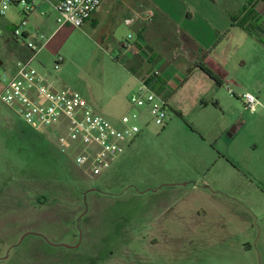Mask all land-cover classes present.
Returning a JSON list of instances; mask_svg holds the SVG:
<instances>
[{"label": "rangeland", "instance_id": "374dc122", "mask_svg": "<svg viewBox=\"0 0 264 264\" xmlns=\"http://www.w3.org/2000/svg\"><path fill=\"white\" fill-rule=\"evenodd\" d=\"M131 33L123 25L106 42L67 27L32 67L118 127L137 88L117 61L120 42L136 41ZM2 38L4 67L11 57ZM259 68L246 64L228 87L200 69L183 91L168 86L167 124L144 128L99 177L0 101V264H264V100L256 112L243 100L259 89L264 97ZM232 214L251 216V232ZM11 223L39 235L4 234Z\"/></svg>", "mask_w": 264, "mask_h": 264}, {"label": "crops", "instance_id": "0c3cea01", "mask_svg": "<svg viewBox=\"0 0 264 264\" xmlns=\"http://www.w3.org/2000/svg\"><path fill=\"white\" fill-rule=\"evenodd\" d=\"M60 1L37 0L34 11L26 16L28 23L23 41L43 46L35 58L54 36L67 27L73 28L55 25L56 14L52 5ZM228 1L100 0L98 10L81 29L89 32L90 37L98 36L100 41H114L119 28L126 25L125 20L137 14L141 17L142 11L152 10L154 15L150 23L136 19L128 26L133 37H136V41H132L136 52L134 54L125 52L120 42L117 61L132 74V83L136 85L140 80H148V75L152 71H158L156 82L161 86L158 94L166 103L173 105L172 96L166 92V88L176 85L178 87L176 94L183 91L189 81L188 78L196 74L200 64L209 68L221 79L220 86L214 84L218 88L228 87L229 84L240 81L246 64H255L256 68L260 67L259 69L264 67V4L261 3L264 0H244L242 3L230 0L231 8L225 9L224 4H229ZM20 8L12 5L5 15L0 17L2 41L11 57L4 67L0 64L2 71L13 72L14 60H24L31 53L16 40V44L21 49L19 56L11 52L8 47V42L14 41L12 31L24 19ZM44 13L47 14L43 15ZM40 32L48 34L44 42H41L44 38L43 35H39ZM137 40L141 42L140 45ZM233 51L238 52L240 60L228 59L229 52ZM227 91L230 92L229 89ZM248 94L257 99L260 104L257 107L263 106L264 97L260 89L257 96ZM218 106L219 103H215V107ZM179 114L181 115V111ZM236 130L238 129L234 128V131ZM130 151L129 146L112 167L125 160ZM232 216L241 221L244 230L251 232L253 228L251 216H235V214ZM4 234L39 235L32 232L29 227L16 226L14 223H11V227Z\"/></svg>", "mask_w": 264, "mask_h": 264}, {"label": "built area", "instance_id": "2783aa9c", "mask_svg": "<svg viewBox=\"0 0 264 264\" xmlns=\"http://www.w3.org/2000/svg\"><path fill=\"white\" fill-rule=\"evenodd\" d=\"M36 1L0 0V17L12 5L21 7L24 19L14 28L12 37L31 52L24 60H14L13 72L3 70L0 101L13 109L32 129L54 135L60 152L76 167L91 177H99L112 167L144 128L148 125L163 128L167 124V103L147 84V79L140 80L135 93L128 100V113L120 118L119 126L116 127L96 114L79 93L68 87L56 88L32 67L33 60L43 46L23 41L28 23L26 16L34 11ZM99 6L100 0H61L52 8L58 27L81 28ZM141 15L125 20V24L132 25L136 19L150 23L154 14L152 10H145ZM122 48L128 53L136 52L131 38L122 42ZM158 75L155 70L148 78H157ZM243 100L251 112L260 105L248 93L243 96Z\"/></svg>", "mask_w": 264, "mask_h": 264}, {"label": "trees", "instance_id": "16d2710c", "mask_svg": "<svg viewBox=\"0 0 264 264\" xmlns=\"http://www.w3.org/2000/svg\"><path fill=\"white\" fill-rule=\"evenodd\" d=\"M8 47L9 50L11 52H14L16 55L19 56V53L21 51V49L19 48V46L16 44L15 40L14 41H10L8 42ZM198 68L200 69V71L206 75L216 86H220L222 84L221 79L215 75L209 68H207L204 65H198ZM157 78H149L147 81V84L156 92L158 93V91L160 90L161 86L156 82ZM178 116H180V114H178Z\"/></svg>", "mask_w": 264, "mask_h": 264}, {"label": "water", "instance_id": "95a60500", "mask_svg": "<svg viewBox=\"0 0 264 264\" xmlns=\"http://www.w3.org/2000/svg\"><path fill=\"white\" fill-rule=\"evenodd\" d=\"M233 132H234V130H233Z\"/></svg>", "mask_w": 264, "mask_h": 264}]
</instances>
